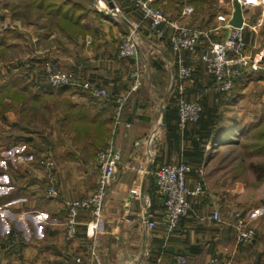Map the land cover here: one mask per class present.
<instances>
[{"label": "crops", "instance_id": "0c3cea01", "mask_svg": "<svg viewBox=\"0 0 264 264\" xmlns=\"http://www.w3.org/2000/svg\"><path fill=\"white\" fill-rule=\"evenodd\" d=\"M25 1L18 2V10L13 20L18 19L19 24V21L26 22L28 29L33 31L32 37L35 34L41 35L40 39H48L54 43L47 52L63 67L76 69L81 79L99 83L111 94L126 91L131 87L133 79L130 71L133 60L121 58L117 54L118 36L123 37L126 32L122 23L99 12L103 17L100 22L88 12L86 19L93 24H89V21L86 24L81 22L82 29L88 32L83 38L76 30L73 33L64 32L58 25L57 16L51 12H43L39 7H35L31 0ZM81 1L82 6L89 10L87 4ZM158 1L164 4L167 2H153ZM126 2L124 9L133 20L138 18L140 21L141 13L135 10L129 1ZM33 9L45 14L41 15L39 12L37 16L40 18L34 19ZM180 11L175 5L171 14H168L169 18L184 24H194L188 20L182 22L187 15L180 16ZM229 11V8L223 10L220 6L207 11L209 13L204 15V19H209L212 23L207 27L204 25L206 22L202 23L204 20L200 19L198 27L211 29L213 40H223L228 28L225 27L224 21L216 18L215 13L228 16ZM241 13L245 40L242 53L258 59L264 52V5H245L241 7ZM44 18L47 23L40 21ZM81 24L73 22L75 29L81 28ZM100 25H104L102 29L109 34L102 32ZM147 25L145 20L140 25V31L145 34L139 31L138 46L145 77L140 87L132 91L122 121L113 134V140L120 149L117 175L110 185L99 222L96 223L89 212L81 211L78 215L77 233L71 239L65 236L67 210L63 200L86 196L95 187L97 167H93L89 161L94 159L98 145L92 139L94 129L74 130L68 127V121L76 119L78 113V118L88 117L91 122H104L106 133L110 132L111 136V104L101 102L102 100H89L85 95L91 96L87 95L82 87L72 84L53 86L49 83L45 86V83L30 79L24 82L27 86L35 84L38 88L42 87L37 92L33 90L36 94L69 93L75 100H63L64 103H69H66L68 108L65 109L64 115L62 110L57 114L63 122L61 126L55 127L60 132L62 128L64 130L62 142L54 147L40 146L32 142L34 138L29 139L30 144L14 150V191L4 190L0 179V264H80L75 261L77 256L84 259L82 264H173L178 255L184 256L185 264H203L212 255L230 259L232 264H264V214L251 221L256 230L255 239L250 244H242L236 238L237 219L233 216V210L224 212L220 198L205 188V175L208 176L214 170L216 153H222V160L217 165L219 171L216 170V182L227 180L233 181L234 184L245 182L242 170L247 177H254L250 165L254 155H247L248 150L245 151L242 147L241 153L244 155L223 161V153L229 149V145L222 142L218 148H214V144L208 140L201 142L204 154L201 161L191 160L185 153L194 150L193 141L200 138V124L197 121L190 122L186 128L180 130L177 125L176 106L178 94H183L188 99H198L203 104V110L217 107L218 110L224 111L230 120L235 121L234 126L239 127L240 136H250L251 132L259 127L260 122L264 121V70H253L250 64L241 66L234 90L229 94L215 92L209 88L211 76L204 64L198 61V55L202 51V47H199L196 52L181 53L183 62L193 65L194 72L191 78L179 79L175 59L173 65L169 66L172 57L169 45H166V48L155 45V41L146 36ZM5 28L7 27L0 25V45H12L8 42L10 38L14 37L19 41L17 37L23 36L22 31L14 29L13 37L4 38L2 36ZM62 37L69 39L68 42ZM111 37L116 38L112 40ZM18 63L19 61H14V67L7 66L4 71L11 73L14 70V78H17L15 73ZM24 87L23 84L22 88ZM158 95L161 98L159 100ZM221 100L225 102L222 104ZM78 107L81 110L77 111ZM49 117L51 116L48 115V121ZM51 118V121L55 122L56 117ZM159 119L163 126L159 140L137 146L132 155L134 142L149 134ZM23 128L30 131L28 134L31 137L35 132L38 133L37 128L28 125ZM76 131L82 132L86 139L79 141ZM39 135L48 134H41L39 131ZM106 136L107 134L103 137L101 145L107 142L109 136ZM249 151H252V148ZM35 156H52L57 165L54 168H44L43 165L33 162ZM181 161L190 163L193 169L201 163L204 165V192L189 196L191 208L188 215L172 231H168L163 221L164 205L155 191L153 171L163 162ZM197 178V172L192 170L187 174V185L192 186ZM50 184L59 190V198H48L44 195V189ZM132 189L137 190L138 194H132ZM215 208L220 210V221L211 217ZM241 211V216L246 217L245 212ZM148 221H154V226L149 227ZM11 230L23 240L21 255L14 253V258L8 256L5 250H1L2 237ZM94 242L97 258H93L89 253Z\"/></svg>", "mask_w": 264, "mask_h": 264}, {"label": "built area", "instance_id": "2783aa9c", "mask_svg": "<svg viewBox=\"0 0 264 264\" xmlns=\"http://www.w3.org/2000/svg\"><path fill=\"white\" fill-rule=\"evenodd\" d=\"M130 1L132 6L141 13V19L140 21L130 22L128 35L124 37L118 47L119 57L131 59L135 63V67L130 73L133 83L127 92L122 94L118 93L116 96L111 97L103 86L96 84V82L87 79H84L86 81L81 80L77 70H63L57 64L49 61H45L41 66L43 74L53 86L67 84L82 86L90 90L91 94L95 97L112 99L107 100L111 103L113 119L111 136H109L106 143L97 148L95 154V165L97 167L95 187L91 193L86 196L63 200L67 210L65 221V236L67 239H71L76 235L79 224L78 215L81 211L89 212L94 218V221L96 223L99 222L110 185L117 175L118 165L120 163V149L113 140V134L118 124L122 121L124 109L130 93L137 90L142 83L141 81H143V79H141V70L137 62L138 46L140 42L138 30L143 20L148 22L146 28L147 37L150 40H154L155 45L164 48H166V45H169L172 55L169 66L173 65L175 59L177 62V76L179 79L191 78L194 72L193 65L183 62L181 53L196 52L199 47H202V51L198 55V61L204 64L207 73L211 76L209 88L215 92L224 94L232 92L234 90L236 78L240 75L241 66L250 64L253 70H264V52L258 59L251 58L242 53L245 46L243 37L244 22L238 26L229 23L235 10V2L239 4L240 8L245 5H264L263 2L259 1L254 4L247 2V0H230V11L228 12V16L218 12L215 13L216 18L224 21L225 27L228 28L225 38L221 41H216L211 38V29L200 28L192 24H184L176 19L169 18L164 11L153 6V0ZM97 3L96 7L98 8H96V10L99 12L110 16L117 15L118 7H109L110 5H108L107 1L102 2L98 0ZM191 12L192 6L188 2H184L180 11V16L188 15ZM176 106L177 125L180 130L186 128L188 123L197 121L203 110V105L200 100L188 99L183 94H178ZM126 125L129 124L126 123ZM162 130V121L159 119L149 134L134 142L132 155H134L137 146L158 141ZM44 163L48 168L54 165L50 157L46 158ZM132 167L134 168L133 165ZM192 170L197 172L198 178L192 186H188L186 183L187 174ZM204 170L205 167L202 163L193 169L192 165L185 161L175 163L163 162L158 164L154 169L155 191L164 205L163 221L168 231H172L180 221L188 215L191 208L190 201L188 200L189 196L202 194L204 192ZM130 192L134 195L138 194V191L135 189H132ZM45 196L57 199L60 197V193L53 184H50L45 189ZM241 214V210H233V216L237 219L235 233L238 242H246L252 237L253 230L247 225L245 217H242ZM211 217L216 221L221 220L219 208L213 210ZM154 224V221H148L147 225L153 227ZM9 238L7 242L8 246H13L14 253L19 254V248H21L22 244L21 236L14 233ZM95 246L96 243L94 242L89 249V253L93 258H97ZM75 261L80 264L84 263V259L81 256H77ZM173 264H185L184 256H176ZM203 264H232V262L230 259H220L219 256L212 255Z\"/></svg>", "mask_w": 264, "mask_h": 264}, {"label": "rangeland", "instance_id": "374dc122", "mask_svg": "<svg viewBox=\"0 0 264 264\" xmlns=\"http://www.w3.org/2000/svg\"><path fill=\"white\" fill-rule=\"evenodd\" d=\"M21 1L24 2L25 0H0V25L5 26L7 28L10 26L11 29H13V30L16 29L20 32L22 31L21 33L23 35L21 38H18L19 37L18 36L17 39H19V41H16V39H14V37H13L14 36V32H13L10 36L13 38H10L8 40V42H10V44H12V45H7V46H6V44L0 45V169H1L0 170V179L3 183V189L4 190H10L12 192L14 191V150H16L17 148H22V146H24V145L27 146L28 144H30V143H28V140L29 139L32 140V138H34L32 140V142L34 141V144H39L40 146H50L51 145L54 147L56 144H60V142H62V137H64V130L62 128V130L60 132L57 130V128H55V127L61 126L63 124L62 120H60L58 115H57L58 111L62 110V115H64L65 109L68 108L67 104H69V103H67V101H65L67 103L66 104L63 102V100H75L74 97H72L71 95H68L69 93H67V94L63 93V94L56 95L53 93L51 94V93L42 92V93L36 94L34 91L37 92L42 87L38 88L39 86H36L35 84H31V86H27L25 83L28 81L29 78H26V77L19 79L18 83H13V84L9 83V84H6L5 86L1 87L7 78H9V77L14 78V70H12L11 73H6L4 71V69L7 66L14 67V61H20L24 64L25 68L26 67L29 68L31 66H30V64H29L30 62L28 60H31V58H33V60H35L36 62H34V66L29 69V71H30L29 76L31 74H33V76H37L36 78H38L37 80L39 83L48 82V80L46 79L45 75L43 74V72L41 70V66L45 61L53 62V63L57 64L63 70H70V69L76 70L74 68L63 67L58 62V60H56V58H54L52 55L48 54L47 51L49 50V47H52V45L54 43L52 44L48 39H44V38L40 39L41 35L37 36V34H35L32 37L33 31L28 29L29 26L26 24V22L23 23L22 21H19L20 22V24H19L18 19L17 20L15 19V21L13 20V16L15 17V15H16L15 13L18 10L17 4H18V2H21ZM60 1L61 0H57L56 2L59 3ZM97 1L98 0H93V2H89L86 0L81 1V2H84L85 4H87V6L90 9L89 10L77 9L74 12V14H73L74 16H78L79 14L84 12V14H82L83 16L78 21V24H79V22H80V24H81V22L86 24V22L89 21L88 19H86V15L88 12H90L92 15H94L98 20H100V22H101V20H103V19H101L103 17L101 15H99V11L96 10V8H98V7H96L97 6L96 4H98ZM101 1L102 2L107 1L108 5H110V3H112V5L109 6L111 8L118 7L117 15L112 16V17L114 19H116L118 22L122 23L125 30H126L123 37L122 36L119 37L120 35L118 36V34H117L118 41H117L116 45H118V47H119L118 42L121 43V41L124 39V37L126 35H128V31L130 28V22L131 21L136 22V21H138V18L136 20H133V17L124 9L125 6H124V4L123 5L121 4L120 0H101ZM123 1H125V0H123ZM128 1L131 3L130 0H128ZM153 1H152L153 6L160 8L167 15L171 14V11L174 10L175 4L173 2H175V0H167L166 4H164L160 1L154 3ZM197 1H198L197 2L198 4L195 6L191 0H183V3L188 2L191 4L192 12L189 15H187L186 19H182V22H183V20H186V21L188 20V21H191L194 23L192 25L198 26L201 23L200 19H203L204 22L202 21V23L206 22V24H204V25L209 27L210 26L209 24L211 21L209 19H206V18L204 19V15L206 13H209L207 11H212L213 9H216L219 6L221 8H223V10L228 9V8L230 10V0H197ZM259 1L264 3V0H247V2L254 3V4H256ZM23 6L26 7V4H24ZM35 7H37V6H35ZM40 9L43 12L47 11V10L42 9V8H40ZM101 9H102V7H101ZM27 11H29V10L27 9ZM32 11H33V16L31 15L32 18H34V19L38 18L39 19L40 17H38L37 15L39 12L42 13V11H39V10L36 11L34 9ZM47 12H51V11H47ZM30 13H31V11H30ZM43 14H45V13H42L41 15H43ZM125 19H127V20H125ZM40 21L42 23H45L46 19L44 18L43 20H40ZM47 22L48 21H46V23ZM59 23H60V19L58 20V25L62 30H64V32L73 33V31L76 30V32L81 34V36L83 38L86 37L85 35L88 33V32L86 33L85 29H82V24L80 25L81 28L75 29L76 26L73 24H71V25L69 24L68 26H65L64 24H62L64 27H66V28H63V27H61L62 25H60ZM89 24H93L92 21H89ZM95 25H96V23H95ZM100 27H101L102 32L109 34L108 31H106L105 29H102V27H104V25H100ZM139 31H140V29L138 30V33H139ZM140 33H143V35L145 34L144 31L143 32L140 31ZM146 36H147V32H146ZM115 38L116 37H111L112 40H114ZM64 40L66 42H68L69 39L66 40V38H65ZM14 44H16V45H14ZM118 47H117V54H118ZM137 62H138V66H139V68L141 70V74H142L141 79H144V77H145L144 72H143L144 65L142 63L139 51H138V56H137ZM134 67H135V63L133 62L132 69ZM132 69H131V71H132ZM16 71H17V73H15L16 76H17V74L22 73V70H20V69H16ZM131 71H130V73H131ZM81 80L86 81L84 79H81ZM87 80H89V79H87ZM92 82H94V81H92ZM141 82H143V81H141ZM23 84L25 85L24 88H22ZM96 84L100 85L99 83H96ZM79 87H82V86H79ZM103 88L106 90V92H108L110 94L111 97H114L118 94L117 93V94L113 95L109 92V90L105 86H103ZM82 89L85 90L84 92L87 95L92 97L91 98V97H88L85 95V97H87L89 100H99V101L104 100L101 102H108L109 105L111 104L110 101H107V100H112V99H106V98L101 99L100 97L93 96L91 94L90 90H88L84 87H82ZM128 90L121 91L119 93L122 94V93L127 92ZM131 93H130V95H131ZM129 98H130V96H129ZM159 99H161V98L158 95V100ZM248 103H249V100H248ZM43 108H45V109L43 110ZM78 110H81V108L78 107L77 111ZM82 111H84V110H82ZM50 113H51V115H50ZM44 115H45V118H44ZM48 115L51 117L55 116L56 117L55 122L51 121V119H52L51 117H49L50 119L48 121ZM77 116H78V113L76 114V119L68 121V127H72L74 130L77 129L78 131H86L89 128L94 129V135H92V139H93V142L98 145L96 147V150H97V148L99 146H101V142L103 141L102 140L103 137L106 134H107V136H109V134H110V132L106 133V124L99 122V121L98 122H91L88 119V117L78 118ZM73 117H74V115H73ZM42 118H44V120H42ZM29 120L31 121V123H28ZM24 125H28L32 128H37L38 133L36 134V132H35L33 137H31V135L29 136L28 132H30V131H25L23 128ZM93 126H94V128H93ZM111 128L112 127H110L109 130ZM48 130H50V131H48ZM39 131L41 134H44V133L48 134V135H46L48 137L40 136ZM78 131H76V134L78 135L77 139L79 141L86 139V136L83 135L82 132H78ZM240 137H241V138H239L240 142L235 143L236 144L235 147H231L223 153V154H225V156H223V161L224 160L229 161V160L233 159L234 156L241 157L242 155H244L243 152L241 153V151L244 147H246L247 150L250 149L251 146H249V145H250L251 137L247 136V135L245 137H242V136H240ZM233 148H234V150H233ZM95 154H96V151H95ZM221 154L222 153H219V154L216 153V155L214 157V163H215L214 170L212 169L213 171L211 173H209L208 176L205 175V183L207 184V186L205 185V188H208L209 190H211L213 193H215V195H217L220 198V201L223 202L222 205H223L224 212H225V210L230 211V210H235V209L243 210L245 212V216H246L245 221H246L247 225L250 226V228L253 230V234H252V237L248 241L241 242V243L242 244H248V243L250 244L256 237V230H255V227L251 224V221L254 218L256 219L261 214H264V178H258L256 176V173L251 169V171L253 173L252 176H254V177H247L245 175L244 171L242 170L244 176L242 174L241 175L244 177V181H245L243 184H234L233 181H227V180H221V181L216 182V180H215L216 174L219 171L217 168V165H219L220 161L222 160ZM49 157L35 156L33 158V162H36L41 166L43 165V167L45 168L44 161L46 160V158H49ZM259 157H260V155L255 154L251 158L252 159L251 162L258 161L256 159H258ZM50 158L54 162V165H53V168H54L57 164L55 163L52 156ZM89 164H91L94 167L95 155H94V159H91L89 161ZM215 168H217V169H215ZM216 170H218V171H216ZM233 170H235V169H233ZM240 171L241 170H237V172H240ZM45 189H44V195H45ZM263 224H264V221H263ZM12 234H14V230L10 234H6L5 236L2 237V240H1L2 244H5V243L6 244L4 247L2 246L1 250L2 251L5 250V252L8 253V256H10V257L12 256L14 258V247L8 246V243H7L8 238L11 237ZM19 249H20V253L15 254L17 256L21 255V252H22V247ZM220 259H226V258L220 257Z\"/></svg>", "mask_w": 264, "mask_h": 264}, {"label": "trees", "instance_id": "16d2710c", "mask_svg": "<svg viewBox=\"0 0 264 264\" xmlns=\"http://www.w3.org/2000/svg\"><path fill=\"white\" fill-rule=\"evenodd\" d=\"M57 0H31L32 4L40 7L42 9H45L47 11H51L55 16H58V20L60 19V25L64 24L65 26H68L69 24H73V22H78L80 18L83 16L79 14L78 16H74V12L77 9L83 10L85 9L84 6L80 3L81 0H61L59 3L56 2ZM89 1V0H86ZM128 0H120L121 4L123 5ZM192 3L196 6L198 3L197 0H191ZM127 3V2H126ZM179 9L182 8L183 0H175L173 2ZM132 5V4H131ZM134 8V7H133ZM137 10L136 8H134ZM86 10V9H85ZM63 28V25L61 26ZM14 32L11 28H5L3 30V36L2 37H9ZM31 67H26L22 62L19 61L18 63V69L22 70L21 74H17V78H7L4 84L1 86H5L9 83H15V81H19L21 78H29L31 81H38L36 78L37 76H33L31 74L30 76H33L32 78L29 76V69L34 66V60L31 58V60H28ZM36 62V61H35ZM92 81V80H91ZM49 82L45 83V86H47ZM71 85V84H67ZM64 86V85H63ZM115 95V94H113ZM225 100H221L220 103H224ZM203 105V104H202ZM197 122L200 124L201 133L200 138L195 139L193 141L194 150L193 151H187L185 154L193 161L200 162L203 158V147L201 145V142L210 141L211 144H214V148H218L220 143H226L229 145V148L235 147V143H239L240 140V131L238 130V126H234L236 123L234 120H230V117H228L224 111L218 110L217 107L212 108H206V110H202L200 118L197 120ZM104 123V122H102ZM238 130V131H237ZM251 141H250V148H252V151L246 152L247 155H255L258 154L260 157L258 158V161L250 162L252 170L256 173V176L258 178H264V121L260 122L259 127L255 128L251 134ZM245 151L247 150L246 147H244ZM234 150V148H233ZM13 232L11 230L8 234ZM6 244V243H5ZM5 244H2L4 247Z\"/></svg>", "mask_w": 264, "mask_h": 264}, {"label": "water", "instance_id": "95a60500", "mask_svg": "<svg viewBox=\"0 0 264 264\" xmlns=\"http://www.w3.org/2000/svg\"><path fill=\"white\" fill-rule=\"evenodd\" d=\"M235 4V10L232 14V18L229 20V23L235 26L241 25L243 22V17L241 13V8L237 2ZM112 5V3H110Z\"/></svg>", "mask_w": 264, "mask_h": 264}]
</instances>
